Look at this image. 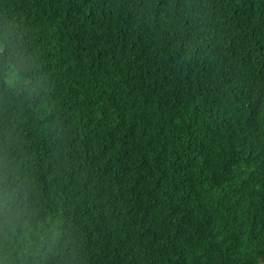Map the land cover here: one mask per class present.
<instances>
[{
	"label": "trees",
	"instance_id": "1",
	"mask_svg": "<svg viewBox=\"0 0 264 264\" xmlns=\"http://www.w3.org/2000/svg\"><path fill=\"white\" fill-rule=\"evenodd\" d=\"M0 264H264V0H0Z\"/></svg>",
	"mask_w": 264,
	"mask_h": 264
},
{
	"label": "rangeland",
	"instance_id": "2",
	"mask_svg": "<svg viewBox=\"0 0 264 264\" xmlns=\"http://www.w3.org/2000/svg\"><path fill=\"white\" fill-rule=\"evenodd\" d=\"M13 77H16V76H15V73H11V74L7 77V82H8V83H11V79H12Z\"/></svg>",
	"mask_w": 264,
	"mask_h": 264
}]
</instances>
